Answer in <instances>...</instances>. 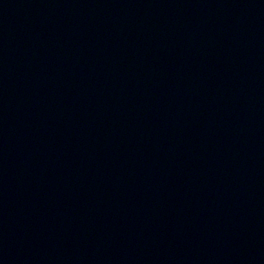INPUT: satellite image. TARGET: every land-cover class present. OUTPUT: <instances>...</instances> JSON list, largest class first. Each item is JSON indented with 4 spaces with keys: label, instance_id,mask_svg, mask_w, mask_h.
I'll list each match as a JSON object with an SVG mask.
<instances>
[{
    "label": "water",
    "instance_id": "1",
    "mask_svg": "<svg viewBox=\"0 0 264 264\" xmlns=\"http://www.w3.org/2000/svg\"><path fill=\"white\" fill-rule=\"evenodd\" d=\"M0 264H264V0H0Z\"/></svg>",
    "mask_w": 264,
    "mask_h": 264
}]
</instances>
